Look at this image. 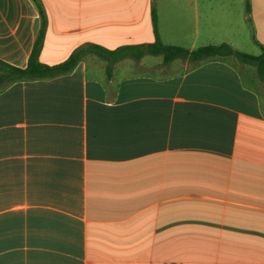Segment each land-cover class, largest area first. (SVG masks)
Returning a JSON list of instances; mask_svg holds the SVG:
<instances>
[{
  "label": "crops",
  "instance_id": "0c3cea01",
  "mask_svg": "<svg viewBox=\"0 0 264 264\" xmlns=\"http://www.w3.org/2000/svg\"><path fill=\"white\" fill-rule=\"evenodd\" d=\"M42 29L48 66L158 39L258 56L264 0H0V60L26 68ZM149 56L0 91V264H264V80Z\"/></svg>",
  "mask_w": 264,
  "mask_h": 264
},
{
  "label": "trees",
  "instance_id": "16d2710c",
  "mask_svg": "<svg viewBox=\"0 0 264 264\" xmlns=\"http://www.w3.org/2000/svg\"><path fill=\"white\" fill-rule=\"evenodd\" d=\"M155 26H157V16L154 14ZM44 39V30L42 29L26 68L16 67L0 60V91L9 85L20 81L38 80L54 78L68 74L76 68L88 53L96 54L108 62L107 70L112 71V66L125 59L141 60L147 55L162 56L164 65H170L176 60H188L192 66H199L208 61L217 59H230L238 61L243 65H250L256 68L259 77L264 80V46L262 53L258 56L251 55L236 50L228 43L211 44L199 47L195 50H189L179 46H170L158 39L153 44L125 46L115 51H110L98 45H87L78 49L70 58L59 65L48 66L40 61Z\"/></svg>",
  "mask_w": 264,
  "mask_h": 264
},
{
  "label": "rangeland",
  "instance_id": "374dc122",
  "mask_svg": "<svg viewBox=\"0 0 264 264\" xmlns=\"http://www.w3.org/2000/svg\"><path fill=\"white\" fill-rule=\"evenodd\" d=\"M149 59H147L146 62L150 61V62H159L160 60H162V57H153V56H149ZM177 61V60H176ZM174 69V67L172 68Z\"/></svg>",
  "mask_w": 264,
  "mask_h": 264
}]
</instances>
